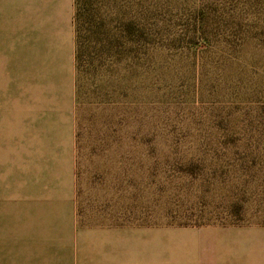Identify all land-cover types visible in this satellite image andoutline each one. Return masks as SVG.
Here are the masks:
<instances>
[{
    "label": "rangeland",
    "instance_id": "374dc122",
    "mask_svg": "<svg viewBox=\"0 0 264 264\" xmlns=\"http://www.w3.org/2000/svg\"><path fill=\"white\" fill-rule=\"evenodd\" d=\"M3 1L10 38L27 8L42 30L36 0ZM94 5L142 30L120 61L76 74L80 124H115L137 161L139 224L264 223V0Z\"/></svg>",
    "mask_w": 264,
    "mask_h": 264
},
{
    "label": "crops",
    "instance_id": "0c3cea01",
    "mask_svg": "<svg viewBox=\"0 0 264 264\" xmlns=\"http://www.w3.org/2000/svg\"><path fill=\"white\" fill-rule=\"evenodd\" d=\"M36 1L13 39L0 0V264H264V223L139 224L120 130L78 119L75 0Z\"/></svg>",
    "mask_w": 264,
    "mask_h": 264
},
{
    "label": "trees",
    "instance_id": "16d2710c",
    "mask_svg": "<svg viewBox=\"0 0 264 264\" xmlns=\"http://www.w3.org/2000/svg\"><path fill=\"white\" fill-rule=\"evenodd\" d=\"M94 1L75 0V62L78 70L85 66L113 65L120 61L125 43L135 40V34L139 37L142 33L140 25L132 19L115 21L98 15Z\"/></svg>",
    "mask_w": 264,
    "mask_h": 264
}]
</instances>
